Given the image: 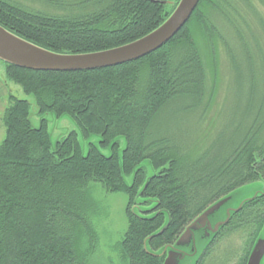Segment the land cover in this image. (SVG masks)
Masks as SVG:
<instances>
[{"label": "trees", "instance_id": "trees-1", "mask_svg": "<svg viewBox=\"0 0 264 264\" xmlns=\"http://www.w3.org/2000/svg\"><path fill=\"white\" fill-rule=\"evenodd\" d=\"M178 1L0 0V25L54 52H96L148 34ZM252 14L263 23L264 0H199L162 46L101 69L40 71L4 62L7 80L33 98L40 122L32 124L28 99L9 95L1 118L0 264H87L97 239L92 184L151 206L143 214L128 209L116 248L124 264H163L159 252L208 207L264 180V87L257 65L250 57L243 63L249 67L247 74L239 71L243 93L223 130L207 142L217 73L194 35L197 30L221 45L241 66L234 45L243 56L247 46L238 23ZM47 113L69 116L84 138L98 136L99 144L83 153L76 131L53 144ZM263 228L264 190L231 215L196 264H230L242 249L238 264H246ZM243 237L245 248L236 243Z\"/></svg>", "mask_w": 264, "mask_h": 264}, {"label": "rangeland", "instance_id": "rangeland-1", "mask_svg": "<svg viewBox=\"0 0 264 264\" xmlns=\"http://www.w3.org/2000/svg\"><path fill=\"white\" fill-rule=\"evenodd\" d=\"M252 15L253 16H249L244 22L238 23L241 35L247 46L245 47L247 54H244L245 56H243L239 45H236V43L234 45L235 48L233 55L236 54V58L234 59L240 61L241 66L239 65V62L236 64L232 63L233 57L226 50H223L221 45H211L204 34L194 30L195 38L200 44L202 51L205 53L209 67L213 69L215 65L217 73L216 91L214 102L212 104V111L214 114L210 113L211 118L205 126L207 142L213 139L217 131H220L221 129L223 130L225 124H227V114L229 110H231L230 108L234 105V99L239 96V93H243V86L242 90L238 91V80H240V77L242 76L239 75V71L242 74H247L249 72V67L243 65L247 58L249 59L250 57L257 65L256 74L257 76L259 74V77L262 78L260 82H262L263 85H261L264 87V19H262V23L257 15ZM226 34L228 36L232 35L231 32H227ZM214 50H216L215 55L217 58L215 61ZM5 67L4 62L0 60V143L5 136V129L1 118L5 107L8 105V97L10 94L28 99L31 102L30 119L32 124L38 126L40 122V117L37 115V108L33 102V98L25 96L17 85L7 80ZM219 111L224 114L222 118L220 116V118L218 117ZM44 117L47 120L48 131L53 144L71 131L77 132L83 153H87L89 144H99L98 136L84 138L79 127L69 116L65 115L56 117L54 114L47 113ZM119 140L122 149L125 146L124 138H120ZM102 152L104 154H109L110 150L108 148L104 150L102 149ZM148 172L149 174L152 173L150 169H148ZM126 181L127 183H131L132 176L126 177ZM262 190H264V180L249 183L238 188L232 193V200L221 209L222 215H224L223 211L228 206H236L241 200L250 198ZM90 194L97 205L96 215L92 218V225L97 235V239L95 249L89 256L87 264H124L116 246L122 240L128 227V209L130 208L129 210H131V208H133L135 213L143 214V212L148 210L151 206L144 203L142 198H137L135 204L134 201L131 203L129 201V196L125 192L109 191L100 184H92L90 186ZM260 236L264 237V228ZM246 240V237L236 238V243L240 244L242 248H245ZM204 243L205 242H203L202 245ZM242 253L243 249L230 264H238L241 260ZM194 262L195 257L187 259L182 264H194ZM261 264H264V258Z\"/></svg>", "mask_w": 264, "mask_h": 264}, {"label": "water", "instance_id": "water-1", "mask_svg": "<svg viewBox=\"0 0 264 264\" xmlns=\"http://www.w3.org/2000/svg\"><path fill=\"white\" fill-rule=\"evenodd\" d=\"M198 2L199 0H179L172 12L159 26L130 43L80 54L59 53L48 50L27 41L0 25V60L21 68L40 71H82L119 65L139 59L169 41L189 20ZM247 199L241 200L237 208ZM231 200L232 193L202 212L178 238L176 246L190 245L195 253L201 250L210 239L208 236L196 243L195 231L206 228L212 234H215L222 226L226 225L231 216V211L237 208L226 209L225 215H223L224 218H221L215 224L211 223L210 217L215 216ZM203 242L205 243L202 245ZM165 249L161 250V253H164ZM186 254L184 251L172 249L164 258L163 264H182L189 259L185 257ZM263 258L264 237L259 236L247 257L246 264H261Z\"/></svg>", "mask_w": 264, "mask_h": 264}, {"label": "flooded vegetation", "instance_id": "flooded-vegetation-1", "mask_svg": "<svg viewBox=\"0 0 264 264\" xmlns=\"http://www.w3.org/2000/svg\"><path fill=\"white\" fill-rule=\"evenodd\" d=\"M243 205V204H242ZM242 205L239 207V208H237L238 206H239V204H237L236 206H228L227 208H225L224 209V215H225V211H226V209H233V208H237L236 210H233V211H231V215H233L234 213H236V212H238L240 209H241V207H242ZM231 217V216H230ZM221 218H224L223 217V215H222V212H221V210H219L217 213H216V215L215 216H212V217H210V221H211V223L212 224H215L218 220H220ZM230 219V218H229ZM193 222V221H192ZM191 224V222L184 228V230L181 232V234L177 237V239H176V241L178 240V238L184 233V231L186 230V228L189 226ZM223 227V226H222ZM221 227V228H222ZM220 228V229H221ZM220 229L215 233V234H212V232L211 231H209L208 229H206V228H201V229H199L198 231H195V241H196V243L197 242H199V240L200 239H202V238H206V237H208L209 236V242H211L212 241V239H214L215 237H216V235L220 232ZM176 241L173 243V244H170V245H167V246H165L164 248H166L165 249V251H164V253H161V252H159V254H163V256H164V258L167 256V254H168V252L170 251V250H172V249H176V250H181V251H184V252H186L187 254H186V258H189V259H191V258H193L194 256H196L195 257V262H194V264H196V262H197V260H198V258L204 253V250H205V248L208 246V243L201 249V250H199L198 252H193L192 251V249H191V246L190 245H188V246H184V247H178V246H176ZM256 241V240H255ZM255 243V242H254ZM254 245V244H253ZM253 245H252V247H253ZM252 247H251V249H252ZM164 248L162 249V251L164 250ZM251 251V250H250ZM194 254H196V255H194Z\"/></svg>", "mask_w": 264, "mask_h": 264}]
</instances>
